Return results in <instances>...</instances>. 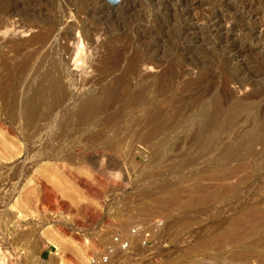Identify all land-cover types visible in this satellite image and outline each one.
Wrapping results in <instances>:
<instances>
[{
  "label": "rangeland",
  "instance_id": "374dc122",
  "mask_svg": "<svg viewBox=\"0 0 264 264\" xmlns=\"http://www.w3.org/2000/svg\"><path fill=\"white\" fill-rule=\"evenodd\" d=\"M102 1L83 0L91 9L104 6L106 13ZM109 1L117 4L115 9L125 7L123 0ZM165 1L135 0L138 8L127 15L115 11V21H98L109 22L111 34L95 37L104 45L99 51L84 46L88 60L80 68L70 60L66 81L76 85L67 106L82 94H99L120 73H94L89 67L93 59L125 47L131 56L138 40L151 41L162 66L172 64L179 72L173 94L162 104L173 102L172 108L187 119L179 118L149 140L139 127L127 135L129 111L121 121L105 118L91 127L54 118L29 124L0 111V264H86L116 234L129 238L130 248L114 254L110 264H264V150L250 151L251 140L264 135V0H181L164 7ZM37 4L42 6L36 5L41 11L34 20L58 23L53 40L58 46L66 44L60 35L70 23L80 26L79 20L87 18L90 24L86 14L76 15L70 0ZM184 9L190 10L188 15L176 22L174 11ZM138 10L144 16L137 20ZM157 16L192 29L180 36L173 26H161ZM5 20L0 18V104L34 93L26 85L30 76L21 77L16 68L20 59L15 45L32 33L22 31L15 14ZM141 23L146 28L139 33ZM79 34L74 30L75 41ZM73 41L67 44L73 47ZM159 73L160 68L152 67L142 72L151 77ZM228 77L232 80L225 85ZM209 85H225L230 100L243 99L257 109L224 119L221 132L205 139L190 118ZM41 254L45 260L39 259Z\"/></svg>",
  "mask_w": 264,
  "mask_h": 264
},
{
  "label": "bare ground",
  "instance_id": "6f19581e",
  "mask_svg": "<svg viewBox=\"0 0 264 264\" xmlns=\"http://www.w3.org/2000/svg\"><path fill=\"white\" fill-rule=\"evenodd\" d=\"M70 1L76 7L75 8L76 15H79V13L86 14L88 16V20L90 21V24H88L87 23L88 21L85 20L87 18L83 20H79L81 21L80 26H76L75 24L77 23L75 24L68 23L69 25L63 31H61L62 34L60 35L62 36V40L64 39L66 44L58 46L54 44L53 41L54 38L56 37V30L58 24L57 21L48 20L46 22L47 19L46 18L45 23H43L41 19L42 17H39L40 19L38 20H34L36 16V12L38 11V9L36 8V5L38 6L39 4V3L37 4V0H22L16 4L12 3L13 2L12 0H0L1 21H6L5 20L6 17H11V15L15 14V16L17 15V17L19 16L20 18L18 22H19V27L24 29V30L22 29V31L24 33H26V31H28V33L29 32L32 33L30 37L26 39V41L24 40V42L20 44V46L17 45L18 43L16 42L17 43L15 44L16 47L17 46L19 47L18 55L20 60H17L18 62L16 63L18 64L17 67L16 66L15 67L17 68L18 73L21 77H24L26 74L30 76V78H28L29 81H27L26 85L27 88L32 89L34 91L33 95L27 96L24 100H19V101L13 100L12 102H5L0 104V111H6L10 118L15 120L25 121L29 124H34L38 120L46 121V119L48 120L49 118L52 119L54 118L55 120H57V122L60 121L61 123L62 122L70 123L72 121L73 122L76 121L80 125H87L89 127L95 125L101 119H105V118L107 122H113V121L116 122L117 120L121 121V117L122 115H124V112L129 111L130 117L129 119L127 118L128 122L130 123L129 128L125 124H123L128 128L127 131L125 130L127 132V135H130L133 132L135 133L134 130L136 129V127H139L138 130L141 129L140 133L144 136H147L149 140H154L155 138H157L158 135L162 134L165 130L170 129L174 125H176V121L179 118L184 117L182 110L178 109L176 111L175 109H173L172 106H175V104H173V102L169 100L166 102L165 105H163L162 103L167 99V97L171 93L173 94V90L176 86V78L179 72L172 64H168V66L165 67L162 66L164 65L163 59L160 57L158 58L156 51L153 49V45L149 44L151 41L149 43L147 42L141 43V41L136 40L138 42L137 43L138 45L136 44V46H134L135 50H133L134 53H131L132 54L131 56L127 55L126 47L123 49L122 48L119 49V51L116 50L117 52H115L114 50L111 49L110 46L112 44L110 43L111 44V45L109 44L110 45L109 49H111V51L109 52L110 56H106L104 57V59L101 60L93 59L90 63L88 62L90 65L89 67H92L94 73L97 72L99 74H102L103 77L111 76L116 71H119L120 73L116 75V77H114L112 83L105 84L104 86H102L99 94H94L92 92L82 94L81 96L77 97L72 104L67 106L68 104L67 98L69 96L70 89L72 86L76 85L75 81L73 80L66 81L67 71H68L67 67L69 65L70 60L73 58L75 62L74 64L79 68L81 66L79 63L85 64L87 62L86 60L88 59L85 60V55L83 54L84 46L87 44L89 47L95 50L96 49L98 50V48H100L102 43L101 42L98 43L95 37L97 35L99 36L100 34H105V35L111 34V28L106 24L109 23L107 22L108 19L115 21L113 20V18L116 16H114L113 13L115 11L117 12L122 11V14L127 15L130 11H133L135 7H137L138 5L135 2V0H123L125 2L124 3L125 7L121 6L122 8L119 7V9H115V7H117L116 6L117 4H114L109 0H105L102 1V3L106 2L105 4H107L108 7L106 6L107 12L105 11L106 13H104V10L106 9L104 8V6H102L103 8L98 11L97 9H95L94 7L95 5L92 6L91 4V7L92 8L94 7V9H91L88 6V4L87 5L84 4L83 0H70ZM173 1L182 2L181 0H168L162 3V5H164V7H167L170 4H172ZM189 11H190L189 9H184V11L175 10L174 12H176V15L175 14L174 15L177 16L176 22L178 21L180 22L183 16L188 15ZM39 12L37 13L40 14ZM136 12H137L136 16L133 18L140 19V17L144 16L141 10L140 11L138 10ZM174 12L172 11V13ZM118 15L120 14L118 13ZM50 18H52V16H50ZM101 19L107 20L106 23H102L105 26L101 24L102 21ZM99 20L101 21L98 22ZM156 20H158L161 26L164 27L173 26L172 31L178 33V35L180 36L187 34L192 29L190 26L182 25V23H177V24L175 23L174 25L165 18L163 19L161 16H157ZM136 27L139 33L141 31L140 28H146L145 25H142V23L138 24ZM36 29L37 32L33 33V30ZM76 29L79 30L80 36H78V38L75 41L73 32L74 30L76 31ZM72 40H74L73 41L74 46L70 47L67 43L71 42ZM14 43L12 42L11 45H13ZM133 44L135 45L134 42ZM111 54L113 55L111 56ZM97 56H99V54ZM150 67L157 69L160 68V73L157 76H152V77L149 75H143L142 74L143 70L148 69ZM25 77L28 76L26 75ZM134 77L139 78L135 84L132 83V78ZM206 80H207V76H206ZM224 80L226 82L224 81L223 82L225 83V85H227L226 83L232 80V78L228 77L225 78ZM242 84L243 82L241 83V85ZM212 85H209L206 88H204V90H202V93L199 94L195 103L196 111L190 118L192 122L196 125L199 135L205 139H209L211 136L217 135L218 133L221 132L222 129L221 123L223 122L224 119L230 118L233 120L242 111L245 110L255 111L257 109V106L252 102H245L243 99H237L235 101L230 100V94L225 89V85H223L219 89H214L213 88L214 86ZM200 90L201 89H198L197 92H201ZM171 109L175 110L176 112L174 114L173 113L171 114L170 113ZM184 119L186 120L187 118L184 117ZM57 126L59 125L57 124ZM61 126L63 128V125ZM7 129L9 131H12L11 128H7ZM156 148L158 150H163L162 146L160 145H156ZM262 150H264V135H259L251 140L250 151L253 153H259ZM89 190L92 191L91 193H93L94 196H100L99 191L94 189H89ZM45 195H47V193H45ZM128 240L130 239L128 238ZM113 257L114 255L112 256V258Z\"/></svg>",
  "mask_w": 264,
  "mask_h": 264
},
{
  "label": "built area",
  "instance_id": "2783aa9c",
  "mask_svg": "<svg viewBox=\"0 0 264 264\" xmlns=\"http://www.w3.org/2000/svg\"><path fill=\"white\" fill-rule=\"evenodd\" d=\"M139 229H135L134 233H138ZM130 248L129 241L123 236L116 234L112 237L105 251L98 255L88 258L86 264H110L112 256L119 251H127Z\"/></svg>",
  "mask_w": 264,
  "mask_h": 264
},
{
  "label": "crops",
  "instance_id": "0c3cea01",
  "mask_svg": "<svg viewBox=\"0 0 264 264\" xmlns=\"http://www.w3.org/2000/svg\"><path fill=\"white\" fill-rule=\"evenodd\" d=\"M40 260H45V255L42 256V254L39 256Z\"/></svg>",
  "mask_w": 264,
  "mask_h": 264
}]
</instances>
